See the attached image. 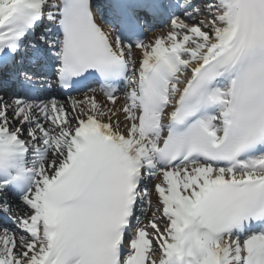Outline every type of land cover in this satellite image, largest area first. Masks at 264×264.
Here are the masks:
<instances>
[{"label": "snow or ice", "instance_id": "6c2138e0", "mask_svg": "<svg viewBox=\"0 0 264 264\" xmlns=\"http://www.w3.org/2000/svg\"><path fill=\"white\" fill-rule=\"evenodd\" d=\"M99 7L0 0V264H264V0Z\"/></svg>", "mask_w": 264, "mask_h": 264}, {"label": "bare ground", "instance_id": "6f19581e", "mask_svg": "<svg viewBox=\"0 0 264 264\" xmlns=\"http://www.w3.org/2000/svg\"><path fill=\"white\" fill-rule=\"evenodd\" d=\"M201 2H202V0H201ZM201 2H199V3H201ZM188 22L191 23V21H188ZM168 30H169V25H164V26H162L161 28H158V29H157L156 31H154V32H153V31H150L148 37L146 38V40L154 39L156 36L161 35V32L164 33V34H166ZM133 56H134V57L139 56V58H140V56H141L140 51L134 49V51H133ZM97 95L100 97L101 100H103V96H102L99 92H97ZM73 96H76L77 98H79V94H74ZM122 100H123V98H122V96H121V102H122ZM120 119L123 120V116H122V115L120 116ZM152 182H153V184H154V183H155V180H153ZM152 198H153V199H156L155 193L152 194ZM154 203H155V202H154ZM154 203H153V204H154ZM16 204L19 205L18 208H20V207L22 206V205L19 204V203H16ZM148 212H149V216H150V215H151V212H152V209H150ZM147 222H148V220H146V223H145V224H147ZM149 233H151V229H150V228H149ZM158 255H159V253H157V257H158Z\"/></svg>", "mask_w": 264, "mask_h": 264}]
</instances>
